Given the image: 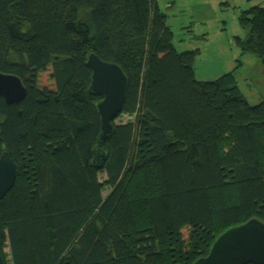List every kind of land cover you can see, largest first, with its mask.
<instances>
[{
  "label": "trees",
  "instance_id": "trees-1",
  "mask_svg": "<svg viewBox=\"0 0 264 264\" xmlns=\"http://www.w3.org/2000/svg\"><path fill=\"white\" fill-rule=\"evenodd\" d=\"M166 19L157 0H0V72L27 88L0 99V156L17 166L0 202L5 264H194L230 228L264 223V101L234 72L198 81L199 50L178 53ZM240 23L243 54L264 65V7ZM90 51L128 78L102 166Z\"/></svg>",
  "mask_w": 264,
  "mask_h": 264
},
{
  "label": "rangeland",
  "instance_id": "rangeland-1",
  "mask_svg": "<svg viewBox=\"0 0 264 264\" xmlns=\"http://www.w3.org/2000/svg\"><path fill=\"white\" fill-rule=\"evenodd\" d=\"M158 9L167 16L178 53L199 50L194 64L198 81H214L230 72L250 104L264 101V65L255 54H243L238 39L245 40L248 30L240 23L243 12L253 6L264 7V0H157ZM41 87L52 88L49 72L42 73ZM127 120L120 116L116 123ZM140 137H145L142 129ZM146 145L141 149H145ZM185 252H196L192 228L182 230Z\"/></svg>",
  "mask_w": 264,
  "mask_h": 264
},
{
  "label": "water",
  "instance_id": "water-1",
  "mask_svg": "<svg viewBox=\"0 0 264 264\" xmlns=\"http://www.w3.org/2000/svg\"><path fill=\"white\" fill-rule=\"evenodd\" d=\"M86 65L92 72L89 93L102 98L95 104L101 132L92 161L94 166H102L107 160L104 143L124 108L128 78L120 66L103 61L94 51L88 53ZM26 96L27 88L19 77L0 72V99L17 104ZM16 180L17 166L8 152H4L0 156V202L14 188ZM0 264H5L1 254ZM194 264H264V223L251 219L230 228L216 239L209 255Z\"/></svg>",
  "mask_w": 264,
  "mask_h": 264
}]
</instances>
